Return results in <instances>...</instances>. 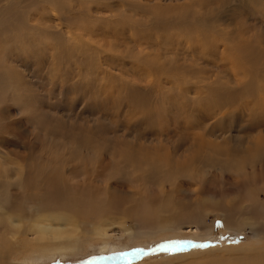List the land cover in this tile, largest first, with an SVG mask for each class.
Returning a JSON list of instances; mask_svg holds the SVG:
<instances>
[{
	"label": "rangeland",
	"instance_id": "1",
	"mask_svg": "<svg viewBox=\"0 0 264 264\" xmlns=\"http://www.w3.org/2000/svg\"><path fill=\"white\" fill-rule=\"evenodd\" d=\"M0 88L4 204L26 210L41 197L53 213L70 211L65 204L101 217L111 201H80V189L93 197L109 188L120 202V214H107V240L36 264H237L264 244V0H0ZM199 134L223 148L204 150L209 174L198 168L193 178L166 164L148 166L144 178L116 172L117 145L143 143L183 163ZM91 140L100 157L61 158L46 169L56 155L88 156ZM174 187L193 209L175 227L157 224V215L165 224L174 217L161 209ZM133 194L147 199L144 217L123 208ZM33 213L19 239L4 232L8 242L30 243L24 253L43 246L28 231ZM103 242L120 247L100 250Z\"/></svg>",
	"mask_w": 264,
	"mask_h": 264
},
{
	"label": "bare ground",
	"instance_id": "2",
	"mask_svg": "<svg viewBox=\"0 0 264 264\" xmlns=\"http://www.w3.org/2000/svg\"><path fill=\"white\" fill-rule=\"evenodd\" d=\"M243 47H242V45L240 47L238 45V47L235 48V52H236L235 54H237V56L239 58L241 57L242 59H243V55L245 54V51H246V49H243ZM249 55H250V53H249ZM241 58H240V60H241ZM240 63H242V62H240ZM238 66H240V65H238ZM241 67H243V70H245L249 74L250 73H252V74L259 73L258 72L259 69H255L254 66H253V68L255 69V71L252 68H250L247 64H245ZM242 72H244V71H242ZM258 75H260V74H258ZM104 88H105V86H104ZM106 92H108V91H106ZM5 94L6 93L4 91V88H0V95H5ZM223 104H224L223 102L222 103L220 102V103H217L216 106H221ZM201 136L202 135H200V139L199 138L198 139L202 140V141H195L194 142V146L196 147V150L194 149L195 151L192 152V157H190L189 160H186L183 163L177 161V159L173 160L170 153H166V154L159 153L157 151V149H154L152 151L151 148H150L151 149L150 150L149 147L143 146V143L139 144V145L137 144L135 146L126 145V147L128 149L126 147H123L120 145H117V147L114 146L115 149L113 151L112 157L115 160V164H116V166L114 165L115 168L118 167L117 168L118 170L116 172L126 173L130 176H134V178L135 177L136 178H139V177L144 178L147 175L148 166H152V165L160 166L161 164H166L168 167H170L169 168L170 171H174V172L178 171V173H181L183 175L189 174V176H191L193 178H196L199 176V175H195L196 174L195 172H197L196 169H198V168L202 169L203 172H206L207 174H209V172H207L205 170V168H210L211 165H210V163H208V162L206 163L203 161L204 160V154H203L204 150H207L206 153L211 152V154H214L212 150H214L215 153H219L220 151H222L221 149H223V148L220 147V145H217L214 141L206 140V138H204V140H206V141H204L203 137H201ZM84 142H85V143H83L84 147H85L84 150L87 152L88 156H86V155L83 156L81 154L80 158L75 160V158L70 157L71 155H69L67 157L66 156L61 157V156L56 155L55 158L52 160V162L48 161V164L46 163V165H45L46 169L48 168L50 170L53 167L54 168L57 167L56 162H57V160H59L61 158L63 161H66V163L69 161L68 164H71V163H74L77 161L85 162L86 159H88L90 157L92 158V156L97 157V158H98V156L100 157V155H101L100 153H101L102 148L98 144H96L92 140L91 141H84ZM126 143H128V142H126ZM131 144H132V142H131ZM89 148H91V152H90ZM196 157H198V159H195ZM77 158H78V156H77ZM207 159L205 157V160H207ZM114 160H112V161H114ZM199 160H200V162H199ZM34 164L35 163L32 162L29 164V166H34ZM37 164H38V162H37ZM113 164H114V162H113ZM0 166H1V163H0ZM38 166H41V165L39 164ZM237 167H238V165H237ZM43 168H44V166H43ZM60 168H62V167H60ZM243 168H244V162L241 161L240 167H238L237 171L239 172V170H242ZM40 169H42V168H40ZM46 169H44V170H46ZM55 170L59 171V169L58 170L55 169ZM62 176H64V175H62ZM166 179H167V177H166ZM164 185H165V179L164 180L160 179L159 186L164 188L163 187ZM173 185H174V183H173ZM73 190H74V192H78V189H73ZM89 190L90 189H87V188L80 189V191L78 192L79 193L78 196H79V198H81L80 201H87V199H85V198H97V197H100L101 195H103L104 198L101 197L98 199H101L102 201H107V202L111 201L110 207L112 208V211L111 212H105V210L103 209L100 212L101 213L100 214L101 217H100V216L94 215V213H96V212H93L92 209H89L88 212H90V213L86 214V211H85V213H82V212L77 211V210L75 211L73 207L69 208L68 206H66L64 204V207L68 208L70 211L64 209L66 211V213H62V214L53 213V211H55L53 209V206H48L46 204V200H45L46 198L44 199V198H41L40 196H39L40 202L36 207H34V206L32 207L31 205H29L31 208L27 207L28 209L21 210V207L19 206L20 207L19 208L18 204L15 205V203L13 201L8 202V204H4L3 197L0 194V226H2V228H3V230L0 231V233H2L4 235V232L6 231V233L8 234V232H9L13 238L19 239L18 235L20 233L22 235H24L26 233V231L21 232V222H22L21 220H23L24 218H28L29 215L34 214L35 212L33 213V211L35 210L37 212L36 216H39V217H36L33 225L30 228H28V231L34 230V232L37 234L38 240L33 239L32 242L43 243V246H40L33 251L24 253L27 250V247L29 246L30 243H23V240L22 241L20 240V242H18V240H14L13 241L14 243L9 241L10 242L9 243L5 239L7 236L6 235L3 236L0 234L1 235L0 237H2L1 239L3 240L2 242L5 243L4 246H8V248L7 247L6 248L2 247V249L0 248V264H15V263H17V259L20 262V258H22L23 261L18 263V264H36V263L40 262L43 259V257H45V256L52 258V257H55L57 254H59V255L61 254L63 257H65L66 255H80V254H82V252L84 250H86L85 245L92 244L94 241L107 240L109 238V235H108L109 230H108L107 225H110V224L112 225V223L114 222L112 216L109 217V216H107V214H112V215L120 214V213H118L119 208H120V205H119L120 202L118 201L119 203L118 202L115 203L116 196H114V195H116V194H114V191L112 189H109V188L106 189L103 192V194L102 193L100 194L99 192H97L95 190V191H93V197H90V194H89L90 191ZM175 191H176V188L174 187L172 192H170L168 194H167V192H163V206L161 207V209H163V211L172 212V215L174 217L173 218L171 217V222H168L165 224L164 222H162V220L164 219V216H162L161 214L157 215L154 217L155 219H157V224L162 223L166 226L175 227L174 223L176 222V218L178 219L179 216L184 217L185 214H188L189 211H191L193 209V208H191V205L189 203L186 204V203L179 201L177 199V196L175 195ZM14 193L15 192L13 191L12 196L14 195ZM86 194H87V196H86ZM71 196L72 195H70V197ZM72 198H73V200H75V198H77V197H72ZM72 198H62V199L68 200V199H72ZM127 198H129V197H127ZM148 201H149V199H148ZM121 202H122V200H121ZM146 202H147V199L144 198V200H143L142 195L137 196V195L133 194V195H131V200H127V205L123 202H122V204H123V208H124V206H126V211H128V213H130V214H134L135 218L137 219L141 215L144 217L145 211L149 210L148 207L144 206V204ZM197 203L201 206V201H199ZM197 203L193 206L197 207L198 206ZM227 209H228V207H227ZM16 211H20V212L23 211V212H21L22 214L21 213L15 214V213H18ZM173 211H174V213H173ZM41 212H42V215H41ZM8 214H10L9 217L7 216ZM16 215L19 216L20 219H18V220L14 219L13 217H16ZM104 216L108 217L107 220L105 219V223L103 222ZM127 216L131 217V215H127ZM161 226H163V225H161ZM263 238H264V236H263ZM92 246H94V245H92ZM119 247L120 246H118V245L111 246V244H109L107 242H103V244L100 246L99 249L100 250L114 251V250L119 249ZM261 248H263V249H261ZM236 259L238 260L237 264H264V244L260 245L259 247H256L255 249L253 248L252 251H250V250L247 251L246 254L240 255Z\"/></svg>",
	"mask_w": 264,
	"mask_h": 264
}]
</instances>
